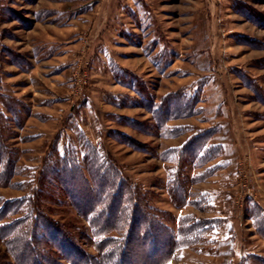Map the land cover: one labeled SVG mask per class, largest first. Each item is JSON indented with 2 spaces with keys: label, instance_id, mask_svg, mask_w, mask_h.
Listing matches in <instances>:
<instances>
[{
  "label": "rangeland",
  "instance_id": "rangeland-1",
  "mask_svg": "<svg viewBox=\"0 0 264 264\" xmlns=\"http://www.w3.org/2000/svg\"><path fill=\"white\" fill-rule=\"evenodd\" d=\"M0 135L17 161L0 208L38 190L58 153L90 181L87 141L167 235L196 224L164 264H264V0H0ZM44 179L45 215L97 256L68 189ZM11 210L0 264H16L6 240L24 226L4 228L24 215Z\"/></svg>",
  "mask_w": 264,
  "mask_h": 264
},
{
  "label": "trees",
  "instance_id": "trees-1",
  "mask_svg": "<svg viewBox=\"0 0 264 264\" xmlns=\"http://www.w3.org/2000/svg\"><path fill=\"white\" fill-rule=\"evenodd\" d=\"M5 106L10 108L7 102ZM84 149L82 162L86 165L90 181L82 180L85 173L72 151L58 153L51 164L54 169L46 168L43 174L46 172L44 178L49 177L55 181L48 182L55 189H68L69 198L78 213L88 220L95 240L93 246L98 255L91 256L80 249L76 236L62 233V227H58L56 222L53 223L54 221L45 215L43 202L46 199L53 201L54 198L53 195L50 198L46 196L47 189H43L45 179L42 177L44 180L40 178L38 190L31 196L6 202L0 208V216L6 213V209L24 214L21 218L13 220L10 225L4 226L5 229H12L24 224L23 230L10 236L8 233H2L5 239L9 236L6 241L16 264H60L49 252H44L42 245L38 248L36 242H57L62 247V250L57 252L61 253L63 260L69 264H134L133 258L139 251L142 252L143 261L148 260L149 264H164L165 258L159 257H163L168 251L172 253L179 246L193 243L196 224L181 222L178 239H175L173 234L167 235L168 230L150 212L145 198L124 181L112 160L101 149L87 141L84 142ZM16 172V159L0 141V186L9 185ZM260 228L264 232V226ZM39 231L43 233L39 234ZM59 235L61 239H57ZM84 235L87 237L84 232L81 238H84ZM158 243L160 253L156 251ZM66 248L69 250L66 251ZM70 251H73L74 257Z\"/></svg>",
  "mask_w": 264,
  "mask_h": 264
}]
</instances>
